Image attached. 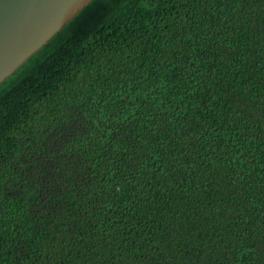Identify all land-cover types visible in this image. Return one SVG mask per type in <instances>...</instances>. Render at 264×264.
<instances>
[{
  "label": "trees",
  "instance_id": "trees-1",
  "mask_svg": "<svg viewBox=\"0 0 264 264\" xmlns=\"http://www.w3.org/2000/svg\"><path fill=\"white\" fill-rule=\"evenodd\" d=\"M0 264H264V0H91L6 77Z\"/></svg>",
  "mask_w": 264,
  "mask_h": 264
},
{
  "label": "water",
  "instance_id": "water-1",
  "mask_svg": "<svg viewBox=\"0 0 264 264\" xmlns=\"http://www.w3.org/2000/svg\"><path fill=\"white\" fill-rule=\"evenodd\" d=\"M91 0H0V83Z\"/></svg>",
  "mask_w": 264,
  "mask_h": 264
}]
</instances>
